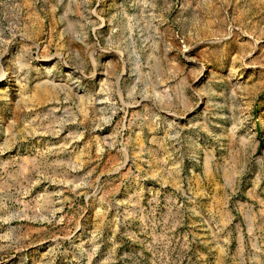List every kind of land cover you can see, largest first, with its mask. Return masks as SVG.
Here are the masks:
<instances>
[{"label":"rangeland","instance_id":"obj_1","mask_svg":"<svg viewBox=\"0 0 264 264\" xmlns=\"http://www.w3.org/2000/svg\"><path fill=\"white\" fill-rule=\"evenodd\" d=\"M0 264H264V0H0Z\"/></svg>","mask_w":264,"mask_h":264}]
</instances>
